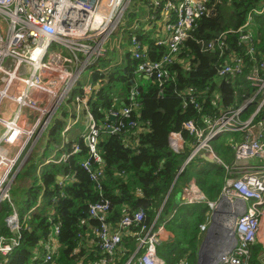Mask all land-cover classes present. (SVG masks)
<instances>
[{
	"label": "built area",
	"instance_id": "built-area-1",
	"mask_svg": "<svg viewBox=\"0 0 264 264\" xmlns=\"http://www.w3.org/2000/svg\"><path fill=\"white\" fill-rule=\"evenodd\" d=\"M137 4H141L140 17H130ZM263 12L264 5L251 11L237 41V47L243 45L245 55L254 61L247 76L253 89L251 94L237 106L223 108L205 128L199 129L193 121L183 124V129L194 136L196 142L186 162L209 156L225 173L218 200L209 199L193 175L182 189L183 204L208 206L200 233L205 237L219 203H228L225 215L237 213L236 244L221 264H249L251 248L258 242L264 225V59L256 58V38L251 31L255 14ZM211 13L210 0H0V211L5 202L12 209L4 218V230L10 234L0 233V256L4 261L0 264L7 263L20 247L21 230L29 228L31 213L42 204L41 196L34 208L28 209L23 218L20 216L11 192L20 174L31 161L41 173L44 165L64 161L80 148L74 143L72 150L64 152L59 159L55 155L46 157V148L36 155L39 142L45 139L47 143L55 122H67L64 135L80 121H86L81 136L88 142L90 154L81 165L95 181L99 180L100 173L92 169V161H101L98 143L102 129L115 133L122 132L127 123L130 127L137 124L125 122L134 111L135 103L109 109V117L119 119L118 123L108 120L103 126L96 123L90 101L102 80H95L94 75L105 74L121 63L117 57L109 59V65L104 67L99 64L100 60L108 59L109 50H118L119 56L128 51L137 61L135 73L152 78L162 86L170 76L169 64L180 52L183 41L191 37L198 20ZM147 34L157 39V44L167 45V52L160 60L151 59L149 46L141 39ZM109 42L113 44L108 50ZM204 47L225 58L217 66L219 77L228 81L245 71L246 57L242 51L234 49L226 33ZM86 69H91V78L83 85L80 76ZM76 88L82 89V94L74 95ZM137 94L138 90L133 89L132 99ZM64 104L67 116L63 114ZM229 133L236 141L233 159L226 161L217 154L212 141ZM185 144L181 131L170 134L173 151L183 152ZM41 157L45 158L43 164L39 163ZM60 177L62 186L70 176ZM109 206L110 201L105 199L90 205L89 215L99 224L91 227L88 243L101 251V257L92 264H113V256L132 229L137 230V249L124 264H168L157 251L168 239L166 221L156 219L148 225L145 211L138 210L125 215L113 226L107 222ZM60 233L61 225L57 223L50 239L43 243L39 264H57L55 254ZM139 251L142 252L133 261ZM76 252L75 249L73 253ZM37 257L34 262L38 261Z\"/></svg>",
	"mask_w": 264,
	"mask_h": 264
},
{
	"label": "trees",
	"instance_id": "trees-1",
	"mask_svg": "<svg viewBox=\"0 0 264 264\" xmlns=\"http://www.w3.org/2000/svg\"><path fill=\"white\" fill-rule=\"evenodd\" d=\"M263 5L264 0H210L212 13L200 18L191 37L183 41L180 52L169 64L170 76L162 86L152 78L134 75L137 61L128 51L123 55L125 61L109 68L105 74L94 75L95 80H102L90 101L96 123L99 126L107 120L118 123L119 119L109 117V109L135 103L134 111L125 122L135 121L137 124L130 127L127 123L122 132L102 129L98 143L101 161H92V169L100 173L99 180L95 181L81 165L90 153L80 133L63 135L67 122H55L46 143L47 153L56 151V159H59L64 152L72 150L74 143L80 148L66 160L46 165L40 177L34 175V161H31L23 174L24 181L18 186L13 185L11 192L16 205L23 202L28 209L34 208L41 196L42 204L31 213L29 228L21 230L20 247L5 264L41 263L43 243L50 239L57 223L61 225L59 248L55 254L57 264H92L98 260L101 251L89 246L87 234L91 227L99 224L89 215L90 205L102 199L110 201L107 222L113 226L118 225L125 215L138 210L145 211V223L148 225L173 213L166 219L170 238L160 244L157 251L168 264L178 261L196 264V236L200 223L206 218L208 206L205 203L177 205L175 196L193 175L206 196L215 200L222 191L225 176L221 165L200 157L185 165L196 142L195 137L183 129V124L193 121L199 129L205 128L223 108L237 106L251 94L253 89L247 76L254 61L245 55L243 45L237 47V41L251 11L261 9ZM252 25L256 58L264 59V12L255 14ZM222 33H226L234 49L242 51L246 57L245 71L228 81L217 74V66L225 58L219 52L207 51L204 47ZM141 39L149 46L152 60H160L167 52V45L157 44V39L150 34ZM109 62L103 58L99 64L107 67ZM135 88L138 94L132 99ZM82 92L80 88L73 91L74 95ZM253 108L254 105L250 109ZM63 110L67 116L66 109ZM178 131L183 133L186 142L181 153L173 151L170 145V134ZM226 136V139L213 140L212 145L220 157L230 161L233 153L228 155V140L235 136ZM62 175L70 177L60 186L59 177ZM10 213L11 207L5 203L0 211V233L10 234L4 230V218ZM50 218H53L52 222ZM136 234L137 230L132 229L123 238L113 256V264H123L135 253ZM180 235L185 242L180 241ZM75 249L77 252L74 254ZM185 254H188V260L184 259L187 258ZM35 256L39 257L34 262ZM2 260L0 256V262L4 263ZM249 264H264V252L260 246H252Z\"/></svg>",
	"mask_w": 264,
	"mask_h": 264
},
{
	"label": "water",
	"instance_id": "water-1",
	"mask_svg": "<svg viewBox=\"0 0 264 264\" xmlns=\"http://www.w3.org/2000/svg\"><path fill=\"white\" fill-rule=\"evenodd\" d=\"M86 143L88 144L87 141ZM203 157L208 162L211 161L212 163L215 161L212 157ZM222 204L223 202L219 203L218 207L212 213V221L199 247L196 264H221L223 258L232 251L236 244L235 231H229L225 227L226 224L224 221L227 219V215H225V209H222ZM232 215L236 219L237 213L234 212Z\"/></svg>",
	"mask_w": 264,
	"mask_h": 264
},
{
	"label": "rangeland",
	"instance_id": "rangeland-1",
	"mask_svg": "<svg viewBox=\"0 0 264 264\" xmlns=\"http://www.w3.org/2000/svg\"><path fill=\"white\" fill-rule=\"evenodd\" d=\"M140 5L141 4H137V7H136V9H135V15H136V17H140V15H141V13H140V11H138V9L139 8H141L140 7ZM131 6H132V3H131V5H130V7L129 8H131ZM143 8H145V7H143ZM124 24H125V19H124ZM115 37V35H113V38ZM112 42H109L107 45H106V48L109 50V49H111V46H112ZM119 56V52H118V50H114L113 49V51H111V50H109L107 53H106V57L108 58V59H111V60H115L117 57ZM123 64V63H122ZM90 78H91V69H86L84 72H83V74L80 76V83L81 84H86V83H88V81L90 80ZM63 109H67V107L65 106V104L63 105ZM229 134H231V133H229ZM226 135H228V134H224L223 136H221V138H224V139H226ZM220 138V137H219ZM238 140V139H237ZM236 141V140H235ZM235 141L234 140H231V141H229L228 140V146L230 147V151H229V153H228V155H231L232 153H233V147H234V143H235ZM44 148H46V140L44 139V140H41L40 142H39V144H38V146H37V148H36V155H38V152H40V150L41 149H44ZM222 159H224V160H226V158H223V157H221ZM44 161H45V158L44 157H41L40 159H39V163L40 164H43L44 163ZM29 167V166H28ZM28 167L26 168V170L28 169ZM25 172V171H24ZM24 172L23 173H21L20 174V176L18 177V179H17V181H16V183H15V186H18V185H20L23 181H24V179H23V174H24ZM34 175H38V169H37V167L34 165ZM36 175V176H37ZM223 175L225 176V173L223 172ZM38 177V176H37ZM27 182V181H26ZM22 199V197L19 199V201L18 202H20V200ZM218 199V196L216 197V199L215 200H217ZM17 207H18V210H19V212H20V216L23 218V216L27 213V211H28V208L26 207V204L25 203H18L17 204ZM264 228V227H263ZM263 231H264V229H263ZM200 235V238H202V237H204V234L203 233H199ZM180 237H181V240L180 241H182V242H185V238L184 237H182L181 235H180ZM162 244H163V242H162ZM161 244V245H162ZM262 245V244H261ZM197 247H198V244H197ZM262 248L264 249V245H262ZM197 250V249H196Z\"/></svg>",
	"mask_w": 264,
	"mask_h": 264
},
{
	"label": "crops",
	"instance_id": "crops-1",
	"mask_svg": "<svg viewBox=\"0 0 264 264\" xmlns=\"http://www.w3.org/2000/svg\"><path fill=\"white\" fill-rule=\"evenodd\" d=\"M134 17H136V15H135V13H134ZM123 57L124 56H118V58L117 59H119V61H121V62H123V61H125V60H123ZM134 73H135V71H134ZM136 77H139L140 75L139 74H137V73H135L134 74ZM85 128H86V121L85 120H82V121H80L79 122V124H77V125H74L72 128H71V130L69 131L70 133H72V132H78V133H80V136L82 135V133H84V131H85ZM68 139V138H67ZM49 153V152H48ZM46 153L47 154V156L46 157H51V156H53V155H55L56 156V151H53V152H51V153ZM200 158H203V159H205L203 156H201ZM233 159V157H231L230 158V161ZM206 160V159H205ZM209 162H211V161H209ZM212 163H216L215 161L214 162H212ZM223 172H224V170H223ZM224 179H225V177H224ZM224 182H225V180H224ZM222 192V191H221ZM181 196H182V191H180L176 196H175V203L177 204V205H180L181 203H182V200H180L181 199ZM221 196V193L219 194V196H218V199H219V197ZM217 199V200H218ZM161 209H162V207H161ZM160 209V210H161ZM159 215V214H158ZM173 215V213H171V214H169V215H167L166 217H164L163 219H160L159 220V222L160 221H166V219L168 220L171 216ZM205 220H206V218H205ZM204 220V221H205ZM203 221V222H204ZM202 222V223H203ZM201 224V223H200ZM263 227H264V225H263ZM263 229L264 228H262V231H261V235L259 236V239H258V242L255 244V245H258V246H260V248H261V251L262 252H264V249L262 248V245H264V231H263ZM168 231V230H167ZM200 225H199V230H198V233H197V236H196V244H198V247H197V250H196V259H197V254H198V250H199V247H200V245H201V242H200ZM170 238V232L168 231V239ZM262 244V245H261ZM186 256H187V258H184L185 260H188V254H185ZM164 258V257H163ZM165 259V258H164ZM166 260V259H165ZM127 261H125V262H123V264L124 263H126ZM186 262L187 261H178V263H176V264H186ZM197 262V261H196Z\"/></svg>",
	"mask_w": 264,
	"mask_h": 264
},
{
	"label": "bare ground",
	"instance_id": "bare-ground-1",
	"mask_svg": "<svg viewBox=\"0 0 264 264\" xmlns=\"http://www.w3.org/2000/svg\"><path fill=\"white\" fill-rule=\"evenodd\" d=\"M113 118V117H112ZM113 120H115V119H113ZM50 164V163H49ZM49 164H46V165H49ZM46 165H44L43 167H42V169L41 170H43L44 169V167L46 166ZM38 176L40 177L41 176V173H38ZM6 203V202H5ZM228 206V203H223L222 204V209L223 208H225V207H227ZM225 222V224H226V228L229 230V231H233V230H235V219H234V215H227V219L224 221Z\"/></svg>",
	"mask_w": 264,
	"mask_h": 264
}]
</instances>
